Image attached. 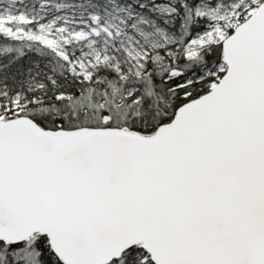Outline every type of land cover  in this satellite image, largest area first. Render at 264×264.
Returning <instances> with one entry per match:
<instances>
[{
  "label": "snow or ice",
  "instance_id": "snow-or-ice-1",
  "mask_svg": "<svg viewBox=\"0 0 264 264\" xmlns=\"http://www.w3.org/2000/svg\"><path fill=\"white\" fill-rule=\"evenodd\" d=\"M0 264H264V0H0Z\"/></svg>",
  "mask_w": 264,
  "mask_h": 264
}]
</instances>
